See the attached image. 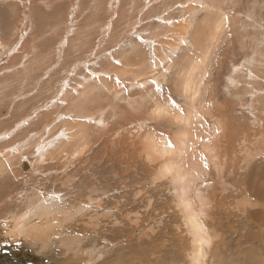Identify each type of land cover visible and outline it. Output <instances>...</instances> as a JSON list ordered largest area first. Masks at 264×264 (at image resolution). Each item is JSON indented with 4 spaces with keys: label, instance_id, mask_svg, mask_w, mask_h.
Returning a JSON list of instances; mask_svg holds the SVG:
<instances>
[{
    "label": "rangeland",
    "instance_id": "1",
    "mask_svg": "<svg viewBox=\"0 0 264 264\" xmlns=\"http://www.w3.org/2000/svg\"><path fill=\"white\" fill-rule=\"evenodd\" d=\"M178 115L206 264H264V0H0V226L39 199L50 235L0 264H189L172 179L143 147L182 137Z\"/></svg>",
    "mask_w": 264,
    "mask_h": 264
},
{
    "label": "bare ground",
    "instance_id": "2",
    "mask_svg": "<svg viewBox=\"0 0 264 264\" xmlns=\"http://www.w3.org/2000/svg\"><path fill=\"white\" fill-rule=\"evenodd\" d=\"M208 54H209L208 49H205V52L202 53V56H204V57H201V59L206 61ZM199 64L200 63L194 64L187 72H185V80H184L183 85H182V91L184 92L183 94H185L189 98V103L191 104L190 107L192 108V110H194V107H196L195 103L197 102V98L200 96L199 94H200V88H201V84H202L201 81L205 75L201 71V73L199 74V76L197 78V82H194L191 80L193 73H195V71H197L199 69ZM171 108H172L171 105L170 106L157 105L152 114L155 117L166 116V115L171 116V114H172ZM178 117H179V120L176 123L180 124V126L181 125L183 126V127H181L182 128L181 131L184 130V134H182V137H180L178 139L174 138L175 140L173 139L174 140L173 145L168 143L166 140L163 141V140H159L158 138L155 139L154 137H152L150 135V137H145V139L143 141V147L147 151V155H148L147 158L150 157L149 158L150 160L156 159L157 161L158 160L161 161V158H163V161L160 162L161 163L160 167L162 170L161 174H162V172L165 174H168L170 176V178L172 179L171 182L173 183V186H174L172 189L174 190L173 192L175 193V194H173V196L175 195L174 200L176 201V206L179 209L178 212L180 213V215L182 217V224H183V227L185 228V231L187 233L188 240H189V245H190V253L188 254L189 255L188 256L189 264H206L205 259H206V254H207V248L211 244L212 233L210 232V228L204 222V219H206V218L203 219V217H206V216H204L206 211H204L203 208L196 207V205H195L196 203L194 202L192 197L191 198L189 197L190 196L189 192L190 191H191L190 193L194 192L191 190V187H190V182H192V180L190 177H188L187 173L184 172L181 164L178 165V162L176 161V160H178L180 162L181 160H179L178 158H183L185 155V152L187 149V143H186L185 139L187 138L186 135L188 134V132H190L188 122L184 121L182 116L178 115ZM71 131L73 132V130H71ZM75 133H78V132H75ZM43 148H44V146H43ZM11 151L20 153L16 148H14ZM24 160H26L29 164L28 169H31V167H32L31 161L26 159V158ZM30 173H32V172H30ZM196 199L201 204H202V202L204 203V200L201 196L197 197ZM30 200H31V198H30ZM25 201H26V199L23 201V203L25 205H28V206H26V208H24V204H21L20 206H23V208L18 213L14 212V215L10 214L7 218H5L6 220H9V221L1 224L0 227L3 228V232L5 231V233L4 234L1 233L2 235L0 236V247L9 246L8 243L11 241H15V240H18L19 243H22L21 242L22 238H25L23 236L25 235L26 232L31 234L32 235L31 237L36 239V241L38 239H40V241L41 240L44 241L45 239L47 240V238L50 237L49 233L46 232V229L49 228V226H48L49 224L46 226L42 225L40 227H36L34 225L36 223L33 222V219L37 218V220L38 219L40 220L45 215L46 211H44V209L42 207L44 205L42 202H44V201L40 202L41 200H39V199L37 201H31V202H28V201L25 202ZM205 206H206V204H205ZM57 209H59V208H57ZM29 211H31L32 213L29 214ZM46 220H48V219H46ZM37 222H39V221H37ZM33 227H35V229H36L35 231H34ZM0 231H2V229ZM25 241H26V239H25ZM44 242H46V241H44ZM44 244H46V243H44ZM76 247H78V246H76ZM81 249H83V248H81ZM90 254H93V253H90ZM102 258H103V256H102ZM95 260H98V259L95 258ZM216 263H217V261H216Z\"/></svg>",
    "mask_w": 264,
    "mask_h": 264
},
{
    "label": "water",
    "instance_id": "3",
    "mask_svg": "<svg viewBox=\"0 0 264 264\" xmlns=\"http://www.w3.org/2000/svg\"><path fill=\"white\" fill-rule=\"evenodd\" d=\"M20 167H21L22 171L25 172V170H28L29 164H28V162L26 160H24V161L21 162Z\"/></svg>",
    "mask_w": 264,
    "mask_h": 264
},
{
    "label": "snow or ice",
    "instance_id": "4",
    "mask_svg": "<svg viewBox=\"0 0 264 264\" xmlns=\"http://www.w3.org/2000/svg\"><path fill=\"white\" fill-rule=\"evenodd\" d=\"M205 166H207V165L205 164Z\"/></svg>",
    "mask_w": 264,
    "mask_h": 264
}]
</instances>
